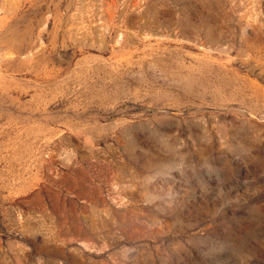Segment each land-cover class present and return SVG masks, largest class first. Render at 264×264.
Masks as SVG:
<instances>
[{
  "label": "rangeland",
  "instance_id": "1",
  "mask_svg": "<svg viewBox=\"0 0 264 264\" xmlns=\"http://www.w3.org/2000/svg\"><path fill=\"white\" fill-rule=\"evenodd\" d=\"M0 264H264V0H0Z\"/></svg>",
  "mask_w": 264,
  "mask_h": 264
}]
</instances>
